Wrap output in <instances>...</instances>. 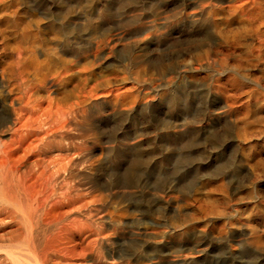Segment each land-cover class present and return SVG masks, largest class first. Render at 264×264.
<instances>
[{"label":"bare ground","instance_id":"bare-ground-1","mask_svg":"<svg viewBox=\"0 0 264 264\" xmlns=\"http://www.w3.org/2000/svg\"><path fill=\"white\" fill-rule=\"evenodd\" d=\"M151 1L0 0V264H264V0Z\"/></svg>","mask_w":264,"mask_h":264},{"label":"rangeland","instance_id":"rangeland-1","mask_svg":"<svg viewBox=\"0 0 264 264\" xmlns=\"http://www.w3.org/2000/svg\"><path fill=\"white\" fill-rule=\"evenodd\" d=\"M155 12L156 8L151 0H115L112 9L110 26H146L143 17L151 16ZM119 55L120 57H122L121 52L119 53ZM84 134V136L87 135L86 137L90 139L91 146H93L92 148H95L96 150L98 143L100 142V137L97 136L95 131L89 129L86 130ZM104 138L106 139L107 135H105ZM102 146L103 148H105V145ZM80 174L81 176L78 178V181L79 183H84L85 180L82 179L87 177L88 174L83 169L80 171ZM101 193L104 198H109L107 179L105 176L103 177L102 181ZM97 207L99 210H101L100 205H98ZM82 212L84 214L86 211L83 210ZM101 253L102 254L99 264H122V259L120 258V256H116L117 258L115 257L116 259L112 260L111 252L108 248H103ZM89 263L90 261L87 262V264Z\"/></svg>","mask_w":264,"mask_h":264}]
</instances>
